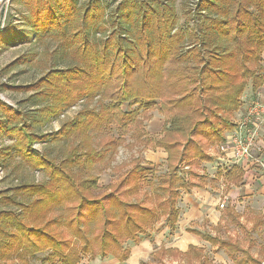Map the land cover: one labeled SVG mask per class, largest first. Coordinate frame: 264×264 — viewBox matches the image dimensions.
I'll return each mask as SVG.
<instances>
[{"label": "trees", "instance_id": "trees-1", "mask_svg": "<svg viewBox=\"0 0 264 264\" xmlns=\"http://www.w3.org/2000/svg\"><path fill=\"white\" fill-rule=\"evenodd\" d=\"M77 1L10 0L25 12L17 26L0 25V48L49 38L66 60L43 69L33 84L0 85V92L30 93L31 106L25 111L0 100V139L11 141L0 145V167H13L20 178L0 190V264H30L43 253L41 264H79L84 257L123 264L130 255L125 244L140 243L158 223L173 234L181 192L198 187L194 169L213 161L209 151L224 144L246 89L255 93L264 85V0L182 2L180 13L175 0H122L108 12L98 0ZM35 61L18 59L0 77ZM79 101L83 108L58 130L34 131ZM154 110L164 123L150 137L144 122L151 117L143 113ZM112 128L116 136H109ZM127 136L146 149H164L165 172L158 176L138 162L100 186L93 170L111 161ZM38 142L45 143L41 152L33 148ZM52 146L63 149L59 157L50 155ZM20 169L40 170L43 178L27 181ZM228 179L237 183L240 174ZM223 209L246 229L233 209ZM256 229L255 223L249 228ZM185 231L223 249L235 264H262L235 239ZM150 256L140 264H168L163 258L213 264L194 246L185 253L160 247Z\"/></svg>", "mask_w": 264, "mask_h": 264}, {"label": "rangeland", "instance_id": "rangeland-1", "mask_svg": "<svg viewBox=\"0 0 264 264\" xmlns=\"http://www.w3.org/2000/svg\"><path fill=\"white\" fill-rule=\"evenodd\" d=\"M98 1L102 3V5L105 8V11L108 12L109 10L114 9L122 0H98ZM195 1L196 0H175V6L176 9H178V12L180 13V6L182 2L192 4L195 3ZM77 2H78L77 6H83L84 4L91 2V0H78ZM10 4H11L10 0H2L0 6L1 28L6 26L7 22H11L12 25L17 26V23L21 21L20 18L23 17L21 14L25 12L23 5L17 3L14 5H10ZM9 18L11 19L10 21ZM23 29H26V27L23 26ZM56 46L57 43L55 41H52L49 38H47V39L33 40L32 42L22 41L21 43H18V45L16 46H11L3 49L0 48V71L4 69L5 66L12 64L13 62H16L18 59H22V58L26 59V57L36 59V61L33 63L30 64L27 62L20 63L18 64L17 67H12L7 69L6 73H4V75L0 77V85L1 84H7L11 86L30 85L33 84L34 81H36L42 75V70L48 68L49 65H53L55 63L58 66L63 67V65L66 63V60L62 58L59 53L54 51L56 49ZM263 57L264 55L262 56V60ZM247 93H250V90H248ZM29 95L30 93H21V92L17 93L10 90H4L3 92H0V100L6 104H9L14 108L22 107L25 111H28L31 109L30 103H28L27 101ZM94 105H97L96 101L91 107H93ZM83 106H84V102L79 101L78 104L69 108L64 115L60 116L59 120L54 121L50 124H45V123L35 124L34 131L35 132L37 131L40 134H51L52 132L60 128L61 124L65 121V119L72 118L79 111V109L83 108ZM122 109L128 110V107L124 105ZM143 114L151 117L149 120H146L144 122V130L150 135V137H155L161 131V127L164 123L163 116L157 114L155 110L151 112H145ZM111 131L112 132L111 134H109V136L110 135L116 136L118 133L115 128H112ZM105 136L106 134L103 133L102 135H99L98 138L95 137L94 140L95 142L101 141ZM10 143L11 141L8 138L0 139V145L6 146ZM44 146L45 143L38 142L33 146V148L35 149V151L37 150L38 152H41L44 150ZM50 152H51L50 155L59 157V154L63 152V149L58 146H52ZM151 152L153 151L144 148L142 143H137L129 136H127L125 144L118 149V151L115 153V155H113V157L111 156L110 159L111 161H109V159L105 160L106 162L97 165L96 169L93 170L95 171L94 173L99 176L98 184L100 186L108 185L117 176L116 175L117 171L122 173L126 169L133 168L135 167V165H138V162L141 163V165L144 167H149L150 169L154 168L155 173L158 176L161 175L162 173L165 172V168H166L165 159H160L156 161L153 160H155V158L157 157L156 154L160 157H164L165 153L160 148L155 149L154 151L155 154ZM12 168L13 167L5 169L3 167H0V190L8 188L10 186L11 187L16 186L17 184L20 183V178L16 179L15 176H17V173L11 171ZM19 172H22L20 176L24 175L23 178L30 182H37L38 180H41L43 178L42 177L43 173L40 170H37V172H35L32 170L20 169L18 173ZM203 173H206V175H208L209 181H207V183L211 185L214 191H216L218 189L217 186L219 184L217 178L220 175L218 170L212 169V166H206L205 169L201 170L200 174L203 175ZM211 181H215V182H211ZM144 189L147 190L148 186L145 185ZM218 201H219L218 204L219 209L222 208L221 205L226 204L223 201V196L219 197ZM239 202L241 201H238L236 205L234 203V205H235V210H237V212L240 214H243V212L247 207H251V205H253L252 200H246L245 204H240ZM180 218L182 219L181 216ZM245 223L243 225H246ZM187 227L189 228L188 225ZM194 228H196V226H194ZM215 228L216 227L210 225L208 221L203 220L202 228L199 229L196 228V230H198L201 233H207L213 236H220L222 238H226L227 236H229L232 239H235L239 244H243V245L247 244L248 238H252L253 246L248 245L247 249H249V251L251 252L250 254L253 257H255L254 255H257L255 258L260 259L262 261V264H264V225L260 226L255 231H250L249 228L243 230L241 227L238 226V224H234V223L228 224L222 230L216 231ZM185 229H182V231H179L178 229L177 232L176 230L175 232L176 234L178 233L179 236H182L186 233ZM144 238L149 239V241H151L153 248V251L151 253H153L155 249H157L154 240H156L157 242L160 241L162 244H166L167 246L170 245V248H165V246H162V248H165L166 250L176 249L181 253L187 252L189 246H194L189 244L188 248L185 250L184 248H179V247L175 248V246H173L175 245L176 242L174 240L175 233L173 234L169 233V231L165 228L164 222H160L157 225L155 231L150 232L149 235H143L142 240ZM201 240L202 238L199 241H196L195 245L198 246L197 248L200 247L199 249L204 251L208 259L212 261L213 264H235L234 262H232L227 258V254L225 251H223V249L219 247H212L211 245H209V243L204 242V240H202L203 241L202 242ZM134 245L135 244L130 241L125 244V246L128 247L129 249ZM261 247H263L262 250H260ZM150 255L147 258H144V260L146 259L145 261L150 262L152 260ZM46 256L47 253L31 256L30 264H41V260L46 258ZM163 261L168 264H186L184 260L170 261L168 258H163ZM43 264H59V262L56 260L55 263H43ZM79 264H119V263H117V260L115 259L113 260L111 257L105 259L97 258L95 260H90L87 257H84L81 259ZM192 264H199V263L195 259H193Z\"/></svg>", "mask_w": 264, "mask_h": 264}, {"label": "crops", "instance_id": "crops-1", "mask_svg": "<svg viewBox=\"0 0 264 264\" xmlns=\"http://www.w3.org/2000/svg\"><path fill=\"white\" fill-rule=\"evenodd\" d=\"M263 66H264V57H263ZM248 90H250V88L249 89L247 88L242 95L243 97H242L241 107L237 111H235V113H233V115L231 116L233 128L228 133L225 134L224 144L215 146L209 151V155L213 158V161L210 163L201 162L200 166L194 169V172H196L199 176L198 179L196 180V185H198V187L194 186L189 190L181 192V197L177 201L178 203L177 207L179 210V218L181 216L182 219L180 218V220L177 222L178 224L176 227V232L178 229L179 231H182V229L188 228L187 225L189 226V229L198 231L196 230V228L198 229L202 228L203 220L208 221L209 224L212 225L213 227H217L218 225L219 227H221L219 230H222L225 226L231 223V219H232L230 218L231 216H227L224 213L223 208L226 209L227 207L230 208V210L233 209L234 210L233 212L237 216H239L238 222L240 223V225L241 224L243 225L246 222L245 223L246 225H244L246 229L252 227L253 223L256 224L257 229L260 226L264 225V122L261 125V129L259 130V134L256 139L258 146H260V151L259 153H254L253 154L254 157L251 160L237 164L231 162L232 156L230 153V147L226 145L227 137L235 129L236 123L241 121V119L243 118V115L246 113L245 110L247 106L254 99H257L258 97L257 95L259 93L264 94V85L260 89H258L257 92L255 93H253L251 90L250 93H247ZM162 150L164 151V149ZM151 151H153L151 153L155 154L154 153L155 150H151ZM156 156L157 157L153 161L160 159H165L166 161V157H167L166 153L164 157H160L157 154ZM206 166H212V169H217L220 174L219 177L217 178L219 184L217 186L218 189L216 191H214L211 185L207 183V181H209L208 175H206V173H203V175L200 174L201 170L205 169ZM233 172H238L240 174V180L237 183L229 182L228 178L230 174ZM211 182H215V181H211ZM221 196H223V201L226 204L223 205V208L219 209L218 200L219 197ZM246 200H252L253 205H251V207H247L243 212V214L238 213L237 210H235V205L237 204L238 201H241L239 202L240 204H245ZM259 221L261 222L260 225H258ZM194 226H196V228H194ZM156 227L154 228L153 231H155ZM165 228L169 231L166 225ZM176 232L175 231L173 232L175 233L174 240L176 242L175 245H173L175 246V248L179 247V248H184L185 250L188 248L189 244L196 246L195 245L196 241H199L201 239L199 236L193 233H189V232L187 233L186 231H185L186 233L182 236H179L178 233L176 234ZM228 237L229 236H227L226 238ZM154 243L157 249H159L162 246H165V248H170V245L167 246L166 244H162L160 241L157 242L156 240H154ZM240 245H242L245 249H247L248 242L246 244L247 246L243 244ZM130 249H131L130 255L128 259L124 262V264H140V261L142 260L141 262H144L146 260V259L144 260V258H147L150 255V253L153 251L151 241L145 238L143 240L141 239L140 243H137V245L135 244L133 247H130ZM262 249L263 247L260 248V250ZM254 256L256 257L257 255ZM117 263H119L118 260Z\"/></svg>", "mask_w": 264, "mask_h": 264}, {"label": "built area", "instance_id": "built-area-1", "mask_svg": "<svg viewBox=\"0 0 264 264\" xmlns=\"http://www.w3.org/2000/svg\"><path fill=\"white\" fill-rule=\"evenodd\" d=\"M257 96L247 106L243 118L236 123L235 129L226 139L232 156L231 162L235 164L251 160L253 154L260 151L256 139L264 122V94L259 93Z\"/></svg>", "mask_w": 264, "mask_h": 264}, {"label": "bare ground", "instance_id": "bare-ground-1", "mask_svg": "<svg viewBox=\"0 0 264 264\" xmlns=\"http://www.w3.org/2000/svg\"><path fill=\"white\" fill-rule=\"evenodd\" d=\"M2 0H0V6H1Z\"/></svg>", "mask_w": 264, "mask_h": 264}]
</instances>
